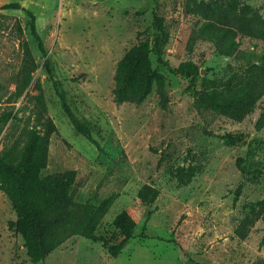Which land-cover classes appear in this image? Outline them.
I'll use <instances>...</instances> for the list:
<instances>
[{
	"label": "rangeland",
	"instance_id": "374dc122",
	"mask_svg": "<svg viewBox=\"0 0 264 264\" xmlns=\"http://www.w3.org/2000/svg\"><path fill=\"white\" fill-rule=\"evenodd\" d=\"M11 1H19L22 8L0 10V115L12 111L16 118L3 126L0 150L22 144L29 128H41L35 97L39 84L46 114L57 128L41 174L74 169L76 202L99 204L116 194L95 230L107 244L121 238L112 224L121 211L132 216L136 227L117 256H111L101 241L72 236L35 262L11 227L15 211L0 189V264L264 260V245L258 247L264 228V93L253 106L234 114L217 105L233 92L250 91L257 78L264 51V0L0 4ZM27 10L35 15L45 53L30 33ZM154 14L162 18L161 56L167 61L158 63L151 55L161 81H154L141 103L117 105L112 93L117 62L139 40L157 34ZM205 23L232 27L233 36L213 40L198 35ZM25 42L35 68L29 85L19 92ZM186 61L198 66L194 79L172 70ZM54 81L90 127L97 145L76 133L61 108ZM225 135L233 143L221 137Z\"/></svg>",
	"mask_w": 264,
	"mask_h": 264
},
{
	"label": "trees",
	"instance_id": "16d2710c",
	"mask_svg": "<svg viewBox=\"0 0 264 264\" xmlns=\"http://www.w3.org/2000/svg\"><path fill=\"white\" fill-rule=\"evenodd\" d=\"M21 8L19 1L0 4V10ZM27 14L30 33L37 41L41 52L45 53L43 41L36 30L35 15L29 10ZM153 25L157 29V34L153 39L139 40L117 62L114 75L115 85L112 89L113 100L117 105L126 102L141 103L152 91L154 81H161L160 74L151 62V55L154 54L158 63L167 64L161 56L160 33L163 31V23L158 14H154ZM231 32H233L232 27L219 28L212 23H205L197 30L198 35L213 40L233 36ZM192 39L191 36L189 47ZM226 47L232 48L230 45ZM24 48L25 61L21 72V84H18L19 92L29 85L31 72L35 68L30 48L26 42ZM258 60L257 69L259 70L251 90L247 93L236 91L218 101L217 105L223 111L234 114V111L247 110L264 93V51ZM45 63L49 69L47 59ZM172 70L184 77L194 79L198 66L192 61H186ZM54 85L61 108L76 133L97 145L90 127L72 110L60 84L54 81ZM36 87L39 90L35 97L38 114L42 118L39 122L41 128L37 125L29 128L26 130L22 144L4 146L0 150V189L7 195L16 215L15 220L11 222V227L22 237L28 257L35 262L43 260L72 236H83L93 241H101L111 256H117L129 239L134 236L136 221L132 216L124 210L114 217L112 224L121 231V238L115 242L107 244L106 238L95 231L116 194L108 195L99 204L76 202L73 200L76 179L74 169L41 174L47 165L50 137L57 131V128L52 118L46 114L45 99L40 85L36 84ZM10 117L16 118V114L12 111H5L0 115V134ZM221 137L230 144L234 141L231 136ZM241 160L242 158H238L237 163L243 169ZM241 233L244 237L245 232ZM263 245L264 228L258 247ZM254 264H264V260H259Z\"/></svg>",
	"mask_w": 264,
	"mask_h": 264
}]
</instances>
